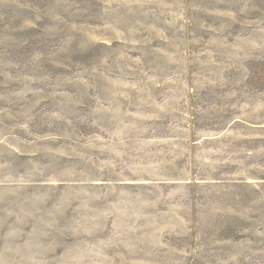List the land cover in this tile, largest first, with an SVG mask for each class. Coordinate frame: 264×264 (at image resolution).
<instances>
[{
    "label": "rangeland",
    "instance_id": "rangeland-1",
    "mask_svg": "<svg viewBox=\"0 0 264 264\" xmlns=\"http://www.w3.org/2000/svg\"><path fill=\"white\" fill-rule=\"evenodd\" d=\"M0 264H264V0H0Z\"/></svg>",
    "mask_w": 264,
    "mask_h": 264
}]
</instances>
